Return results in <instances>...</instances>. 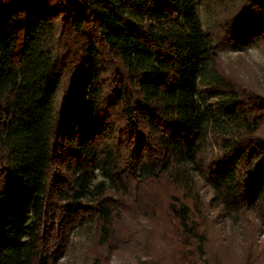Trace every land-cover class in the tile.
Segmentation results:
<instances>
[{"label": "trees", "instance_id": "16d2710c", "mask_svg": "<svg viewBox=\"0 0 264 264\" xmlns=\"http://www.w3.org/2000/svg\"><path fill=\"white\" fill-rule=\"evenodd\" d=\"M252 49L264 0H0V264H60L82 233L87 264L146 237L260 264L264 95L224 61Z\"/></svg>", "mask_w": 264, "mask_h": 264}, {"label": "rangeland", "instance_id": "374dc122", "mask_svg": "<svg viewBox=\"0 0 264 264\" xmlns=\"http://www.w3.org/2000/svg\"><path fill=\"white\" fill-rule=\"evenodd\" d=\"M200 17L206 28L207 19L201 9ZM224 61L226 65L232 67L239 73L245 83L264 95V52L252 49L242 53H227L224 54ZM216 228L218 236L222 238L227 237L231 233L230 228L227 226L222 228L217 224ZM238 232H241L240 229H238ZM88 240V237L84 233L74 236L72 248L66 257L61 260L60 264H87L84 251L89 244ZM145 240L146 246H142L138 250L114 256L111 264H174L167 254L161 252L158 244L149 241L147 237ZM257 240L259 244L258 253L260 254V264H264V234H259ZM237 251H234L237 256L242 254L240 251L236 253Z\"/></svg>", "mask_w": 264, "mask_h": 264}]
</instances>
